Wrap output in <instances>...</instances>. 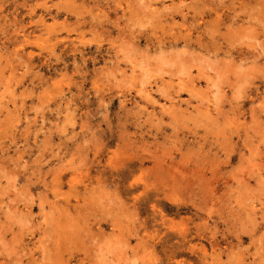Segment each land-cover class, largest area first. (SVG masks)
I'll use <instances>...</instances> for the list:
<instances>
[{
  "label": "rangeland",
  "instance_id": "obj_1",
  "mask_svg": "<svg viewBox=\"0 0 264 264\" xmlns=\"http://www.w3.org/2000/svg\"><path fill=\"white\" fill-rule=\"evenodd\" d=\"M0 264H264V0H0Z\"/></svg>",
  "mask_w": 264,
  "mask_h": 264
}]
</instances>
